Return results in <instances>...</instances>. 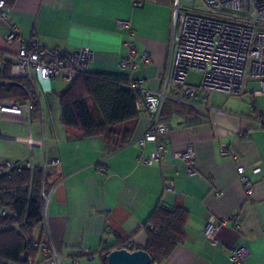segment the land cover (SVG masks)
<instances>
[{"label": "crops", "instance_id": "crops-1", "mask_svg": "<svg viewBox=\"0 0 264 264\" xmlns=\"http://www.w3.org/2000/svg\"><path fill=\"white\" fill-rule=\"evenodd\" d=\"M175 1L149 0L142 6H135L133 0L9 3L20 40L35 37L47 47L91 50L90 72L123 73L141 80L144 88L178 95L170 74ZM183 1L185 9H195L189 7L191 0ZM121 21L129 22V27H122ZM9 28L0 19V53L11 61L21 42H7ZM131 46L138 59L148 53L150 62L122 68ZM190 74L195 73L189 72L187 83L199 86L202 77L199 84H192ZM70 84L55 77L50 91L37 86L38 107L31 126L0 122V164L28 157L37 165L60 160L47 170L50 199L37 236L43 234L45 241L57 247L65 257L62 264H105L102 251L121 241L128 247L144 246V224L159 203L167 210L180 207L188 213L184 242L162 264H233L230 249L242 246L249 251L243 264H264V95L255 93L262 86L259 80H248L245 94L236 103L219 105L218 93H227L216 90L207 92V102L202 99L204 93L181 102L191 110L173 115L168 122L162 120L169 128L164 137L166 151L152 165L144 159L158 150L157 143L139 144L151 124L144 107L137 118L118 126L122 134L117 142H106L102 136L81 137L77 129L61 121L60 93ZM210 107L222 112L214 113ZM2 124L18 125L22 133L13 135ZM188 143L195 147V175H188L185 163L174 157ZM223 146L230 153H224ZM103 164L106 170L101 172ZM239 165L247 168L254 183L250 197L237 174ZM256 168L260 171L254 173ZM169 184L172 190L166 189ZM232 216L238 225L231 221L222 225L216 243L205 236L210 219Z\"/></svg>", "mask_w": 264, "mask_h": 264}, {"label": "built area", "instance_id": "built-area-1", "mask_svg": "<svg viewBox=\"0 0 264 264\" xmlns=\"http://www.w3.org/2000/svg\"><path fill=\"white\" fill-rule=\"evenodd\" d=\"M149 0H133L135 6H142ZM205 9H185L181 0H176L173 7L172 18V47L171 79L178 85V95L163 90L144 88L141 80H132L129 88L141 93L139 105L144 107L151 124L144 135L139 138V144L145 146L146 142H156L158 150L151 157L144 159L146 164L152 165L163 158L166 151L164 137L168 132V124L161 120L164 104L167 99L180 102H190L192 98H202L204 102L209 99L208 91L216 90L232 96H242L247 81L250 79L261 82L260 90L255 93L264 95V0H203ZM194 5V0H191ZM0 19L9 23V31L5 38L8 43L20 40L19 26L13 21L9 0H0ZM122 27H129V22L121 21ZM20 47L12 55V60L0 61V85L9 86L15 78H23L30 82L32 90H27V96L22 101H7L0 103V122L10 121L31 126L32 117L36 111L38 101L33 94L39 93L38 85L44 91L52 89L51 82L55 77H62L67 81H74L88 71V66L94 60L91 50L81 49L68 51L58 47L44 46L35 37L20 40ZM132 45V44H131ZM136 49L131 46L128 58L121 61L122 68H136L141 61L150 62V55L144 53L137 57ZM190 71L202 74L199 86L187 83ZM214 113L221 109L210 107ZM225 112V111H223ZM224 153H230L228 146H223ZM174 157L182 160L186 165L188 175L197 174L195 168V147L188 143L185 147L174 153ZM236 157V156H234ZM60 160L54 159L35 164L32 157L19 161H8L0 170V181L10 177L13 172L21 171L25 167L32 170L36 167L47 172L50 165H59ZM101 172L106 170L105 164L100 167ZM260 168L253 170L254 173ZM239 179L247 196H252L255 187L245 166L237 168ZM167 185V190H172ZM45 203L50 199L49 191L43 192ZM2 215L8 210L2 209ZM238 225L236 216L230 219L208 221L204 234L217 242L216 233L222 225L228 222ZM41 258H29L25 264H62L63 254L49 241L35 243ZM133 245L127 248L133 249ZM249 255L246 247L230 249V259L233 264H243ZM0 264H19L7 261L0 257Z\"/></svg>", "mask_w": 264, "mask_h": 264}, {"label": "trees", "instance_id": "trees-1", "mask_svg": "<svg viewBox=\"0 0 264 264\" xmlns=\"http://www.w3.org/2000/svg\"><path fill=\"white\" fill-rule=\"evenodd\" d=\"M3 58L0 53V61ZM131 81L130 76L123 73H93L88 69L60 93L62 123L77 129L81 137L102 136L106 142H117L122 134L118 126L137 118L142 109L141 93L128 87ZM25 87L32 90L30 82L23 78H15L9 86L0 85V103L24 100ZM33 94L37 98L34 88ZM186 109L191 110L188 105L167 99L161 120L168 122L173 115H184ZM5 165L0 164V170ZM48 175L49 172L40 167L33 170L25 167L0 181L1 258L19 264L38 258L40 253L35 243L45 240L43 234L37 236L36 232L44 222L43 192L50 187ZM2 209H7L8 214L2 215ZM187 219L184 208L167 210L159 203L144 224L146 244L134 245L133 249H145L152 256L153 264H162L184 242ZM124 247L128 245L121 241L102 252Z\"/></svg>", "mask_w": 264, "mask_h": 264}, {"label": "water", "instance_id": "water-1", "mask_svg": "<svg viewBox=\"0 0 264 264\" xmlns=\"http://www.w3.org/2000/svg\"><path fill=\"white\" fill-rule=\"evenodd\" d=\"M16 139V136H12ZM106 264H153V258L145 249L114 248L103 254Z\"/></svg>", "mask_w": 264, "mask_h": 264}, {"label": "rangeland", "instance_id": "rangeland-1", "mask_svg": "<svg viewBox=\"0 0 264 264\" xmlns=\"http://www.w3.org/2000/svg\"><path fill=\"white\" fill-rule=\"evenodd\" d=\"M182 4L185 5L183 0H182ZM189 7L195 8L198 10H203V9H205V3L203 0H194V5H192V6L189 5ZM194 73L195 74H190L188 82L192 83V84H199L201 81L202 75L197 71H194ZM240 98H241V96H232V95H228V94L218 93V98H215L216 99L215 102H219V105L224 106L226 103H236L237 101H239ZM254 101L255 100L252 99V102H254ZM2 125L4 127H8L10 133H12L13 135L22 133V131L20 130V126H18V125H13V124H2ZM36 233L37 234L39 233L38 230ZM38 257L40 259L41 255L39 254Z\"/></svg>", "mask_w": 264, "mask_h": 264}]
</instances>
